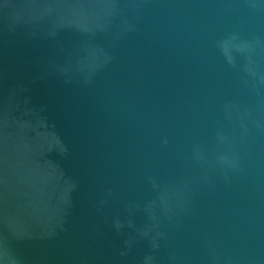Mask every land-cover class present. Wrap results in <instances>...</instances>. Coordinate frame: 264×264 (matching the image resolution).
<instances>
[{
    "label": "water",
    "instance_id": "1",
    "mask_svg": "<svg viewBox=\"0 0 264 264\" xmlns=\"http://www.w3.org/2000/svg\"><path fill=\"white\" fill-rule=\"evenodd\" d=\"M0 264H264V0H0Z\"/></svg>",
    "mask_w": 264,
    "mask_h": 264
}]
</instances>
